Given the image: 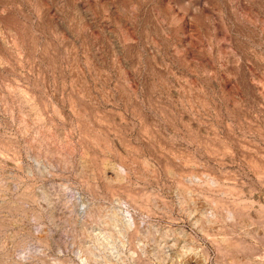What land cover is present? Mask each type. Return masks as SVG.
Returning <instances> with one entry per match:
<instances>
[{
	"label": "rangeland",
	"instance_id": "obj_1",
	"mask_svg": "<svg viewBox=\"0 0 264 264\" xmlns=\"http://www.w3.org/2000/svg\"><path fill=\"white\" fill-rule=\"evenodd\" d=\"M0 264H264V0H0Z\"/></svg>",
	"mask_w": 264,
	"mask_h": 264
}]
</instances>
